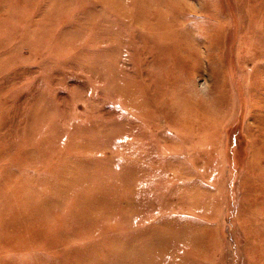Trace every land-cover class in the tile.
I'll return each instance as SVG.
<instances>
[{"label":"rangeland","instance_id":"1","mask_svg":"<svg viewBox=\"0 0 264 264\" xmlns=\"http://www.w3.org/2000/svg\"><path fill=\"white\" fill-rule=\"evenodd\" d=\"M0 264H264V0H0Z\"/></svg>","mask_w":264,"mask_h":264}]
</instances>
